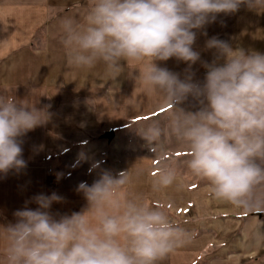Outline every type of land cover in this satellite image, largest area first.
Wrapping results in <instances>:
<instances>
[{"label":"clouds","instance_id":"clouds-1","mask_svg":"<svg viewBox=\"0 0 264 264\" xmlns=\"http://www.w3.org/2000/svg\"><path fill=\"white\" fill-rule=\"evenodd\" d=\"M242 4L255 9L264 0H93L83 24L71 16L60 20L68 65L90 70L103 64L111 78L136 65L135 83L167 107L138 133L159 155L155 171L147 170L154 194L184 187L175 151L166 149L175 144L186 154L190 174L207 182L211 198L264 210V53L213 36L205 42V50H214L208 62L193 47L198 31ZM170 58L187 64L183 77L157 63ZM198 62L206 69L202 82L192 71ZM189 97L195 111L181 107ZM48 119L45 109L0 98V174L27 166L22 137ZM86 159L81 153L77 164ZM132 183L130 170L115 176L103 170L91 185L81 182L76 189L87 208L58 219L50 208L63 197H32L35 209L15 211L16 222L2 226L4 264H157L189 243L191 234L163 205L125 191Z\"/></svg>","mask_w":264,"mask_h":264},{"label":"crops","instance_id":"crops-1","mask_svg":"<svg viewBox=\"0 0 264 264\" xmlns=\"http://www.w3.org/2000/svg\"><path fill=\"white\" fill-rule=\"evenodd\" d=\"M92 4L93 0H0V98L19 103L22 90L29 88L32 80L37 84V92L41 91L42 109L49 114L47 123L22 137L23 158L27 166L19 172L9 171L0 177V264H4L6 248L2 226L16 222L15 211L25 206L35 209L37 205L32 202V197L53 192L63 197L61 202H54L50 208L57 219L88 206L83 193L76 190L81 182L74 184L71 179L60 185L46 184L45 165L49 150L62 145L69 135H91L94 131H113L116 135L115 131L133 121L146 120L168 110L166 106L145 112L139 108L137 114L126 117L122 123H114L119 118L113 116L114 110L108 109L110 111L105 112L109 115H105L107 121L101 118L94 120L95 115L87 107L98 109L99 90H125L123 75L136 65H125L124 72L116 78L107 75L103 64L90 70L68 65L61 44L60 20L71 16L83 24ZM223 24L226 26L224 32ZM216 29V34L227 33L234 46L264 53V6L254 9L242 4L235 13L218 14L215 21L197 32L194 49L206 52L204 33ZM35 60L41 66V75L39 70L38 75L31 78L30 69ZM162 63L170 64L175 71L184 65L175 58ZM63 71L68 81H65L67 77L60 79ZM48 73L51 77L56 76L51 82H58L61 88L68 86L69 90H65L68 93L61 97L62 100L53 88L48 85L44 88ZM194 80L198 81L197 75H194ZM140 94L133 101L137 100V106L142 107ZM31 145L34 146L32 151L29 149ZM141 151L139 149L137 155L124 157L122 171L130 170L133 175V183L125 191L142 194L151 206L163 205L168 215L191 234L189 243L157 264H264V216L257 215L264 210H244L211 198L207 182L196 180L189 171H179L184 184L182 189L177 190L173 186L154 194L151 191L152 176L147 174V170L154 172L159 160L151 151ZM139 169L146 171L136 178L135 172Z\"/></svg>","mask_w":264,"mask_h":264},{"label":"rangeland","instance_id":"rangeland-1","mask_svg":"<svg viewBox=\"0 0 264 264\" xmlns=\"http://www.w3.org/2000/svg\"><path fill=\"white\" fill-rule=\"evenodd\" d=\"M227 19H225V22ZM224 27L223 24V32ZM218 28V27H217ZM220 29V28H218ZM206 33L204 35V39L207 40L213 36H217L220 39L230 41L229 35L227 33L216 34L217 30ZM263 35H261L262 37ZM214 50H207L206 52L200 51L201 59L211 62L213 57ZM36 59V58H34ZM33 60V59H32ZM36 61V60H35ZM159 64L162 67H167L171 71L181 74L183 77L184 72L182 70L187 68V64L183 63V68L179 70H174L170 64H163L160 62ZM199 64V65H198ZM47 66H45L46 68ZM131 66L129 69L125 71L123 75L122 83L124 87H127L125 90L119 91H112V90H99V97L98 98V109H94L91 106H88L87 109L90 107V111L93 112L95 115L94 120L96 121L97 118H101L102 120H106L105 112H109L108 109L114 110V117H118L114 123H122L124 119L128 116L137 114L139 112V108L145 111H149L150 109L157 107L160 105L159 97L148 90H146L142 85L139 83H135L134 76L138 75V66L133 68ZM66 69V67H64ZM40 70L41 75V66H38L37 61L34 65H31L30 73L31 78H34V75H38ZM205 70V71H204ZM192 71L197 75L198 81L202 82L204 80L206 69L203 68L200 63L192 66ZM200 71H202L200 73ZM67 72V71H65ZM64 73L60 76V79H64L67 77ZM36 75V76H37ZM55 77V78H54ZM46 81L44 88L48 85L52 90L55 91L59 97V99H63L66 93L65 90H69L66 85V88H61L58 82H51L55 81L56 76H52L51 74H46ZM41 79V78H40ZM52 79V80H51ZM65 81H68V77L65 78ZM103 82V79H102ZM68 83V82H67ZM104 83V82H103ZM38 87L37 84L33 83L31 80V84L29 88L23 89L22 95L19 97V103H24L29 107H37L42 109V99L40 97L41 91L37 92ZM141 93V100L140 103L142 107L137 106L138 102L133 101L134 98ZM137 102V103H135ZM18 103V104H19ZM47 107V103L45 102ZM111 106V108H109ZM181 107L185 108L186 110H196V101H194L191 97L185 101ZM103 110V111H102ZM168 111V110H167ZM160 112L153 117H148L146 120L143 119L141 121L129 123L126 127L121 130L115 131L116 135L113 134L112 138H108L105 136L104 132H97L94 131L90 134L86 135H69L66 137L61 144H59L55 149L49 150L47 152V163H46V184L47 185H60L61 183L69 182V180H73V183L76 182H86L88 185H91L96 179L99 178L101 172L103 170H109L113 173V175H117L123 169V160L124 157L134 156L138 154L139 149L141 152H150L148 147H146V142L138 135L140 130L145 128L148 124H150L155 119H160L163 117L166 112ZM111 114V113H109ZM109 116V115H107ZM76 142V144L74 143ZM73 143V145H72ZM34 146H30V151ZM166 149L168 151H175V161L177 162V168L179 171H189L183 161L187 159L186 154L184 152L179 151L175 144L166 145ZM83 153L86 155V160H81L77 164L78 157L80 154ZM151 155V154H150ZM154 155V154H152ZM159 160V155H156ZM165 159H168V156H165ZM93 162H98L99 167L93 169L92 164ZM58 174H60V178L58 179ZM3 174H0L2 177ZM196 180L204 181L198 178Z\"/></svg>","mask_w":264,"mask_h":264},{"label":"water","instance_id":"water-1","mask_svg":"<svg viewBox=\"0 0 264 264\" xmlns=\"http://www.w3.org/2000/svg\"><path fill=\"white\" fill-rule=\"evenodd\" d=\"M105 136L108 137V138H112L113 137V131L106 132ZM257 215L258 216H264V212H258Z\"/></svg>","mask_w":264,"mask_h":264}]
</instances>
